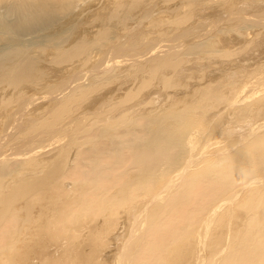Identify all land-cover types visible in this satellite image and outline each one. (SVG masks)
<instances>
[{
	"label": "rangeland",
	"instance_id": "obj_1",
	"mask_svg": "<svg viewBox=\"0 0 264 264\" xmlns=\"http://www.w3.org/2000/svg\"><path fill=\"white\" fill-rule=\"evenodd\" d=\"M46 6L40 9L32 6L34 12L45 14L40 21L42 26L33 33L16 31L12 25L8 28L16 31L13 36L0 30V170L4 171H0V187L6 189L16 184L20 177L17 174L30 167L31 158L48 160L63 152L68 166L61 169L60 165V178L52 187L58 184V190L64 192L61 188L67 185L71 195L68 198L64 193L61 204L70 202L79 209L73 211L75 220L71 224L81 229V238L88 232L103 241L119 220L120 226L126 221L122 211L118 215L114 209L133 193L134 184L145 178L153 168L152 163H161L157 165V172L170 163L177 169L182 167L179 164L183 158H188L191 148L186 152L188 155L169 148L168 155L165 156V152L160 157L156 152L157 144L152 143L159 141L163 128L174 132L176 123L172 116L177 117L176 112L197 105L189 115L202 117L197 118L196 124L212 130H208V139L195 143L190 154L200 163L192 160L191 163H197L186 169L187 173L175 172L174 178L179 179L180 185L192 175L193 168H197L196 171L200 168L202 174H211L212 169L216 170L230 158L233 148H224L227 144L251 141L254 128L264 122V97H261L264 92L251 94V97L246 91L240 97L241 102L232 101L234 92H229L233 86L245 82L249 72L264 71V0H55L47 2ZM4 10L7 9L1 11ZM162 76L170 82L163 81ZM206 85H210L206 100L198 102L200 94L194 91ZM57 102L64 103V108L70 107L69 110L63 108L66 112L58 127H65L58 137L54 135L55 127L40 126L43 119L60 109L53 105ZM251 102L258 106H251ZM245 104L249 107H245L246 115L237 107ZM10 111L16 112L11 117L21 115L16 123L13 118L6 122V118L1 119L8 112L10 117ZM168 113L173 115L170 117ZM13 123L16 127H12ZM63 135L65 138L61 137ZM54 136L62 138L59 144H51ZM11 139L13 142L8 144ZM207 141L210 145L205 150L203 142L206 146ZM82 157L95 162L91 166L87 160L83 163L81 183L71 187L67 184L72 180L70 172L79 169ZM3 160L7 166H1ZM51 166L52 161L46 169ZM95 173L100 180L91 177ZM184 175L182 181L180 178ZM235 178L228 182L233 194L241 191L231 201L236 213L233 214L238 216L244 213L237 209V203L249 188L245 185L242 190L245 183L240 181L243 180L241 174ZM60 179L69 180L59 184ZM199 181L202 184L198 185L197 181L196 185L200 195L195 188L191 187L187 193L179 188L164 197L166 202L160 200L158 204L166 216L169 214L166 222L176 232L184 231L194 221L201 225L211 212L198 211L196 201L206 203L205 196L211 189V185L205 186L210 180ZM70 197L76 199L71 201ZM42 198L44 201L35 203L31 211L24 203L16 201L11 210L13 220L7 218L0 222V246L11 244L7 239L12 229L29 227L26 230L29 233L37 221H43L46 192L42 193ZM153 203L152 206L157 205ZM223 207L230 205L227 202ZM223 207L219 215L225 213ZM194 213L198 219L193 218ZM242 214L240 220H243ZM47 221H54L51 224H58L60 228L66 218L60 215ZM76 223H83L82 228ZM210 225L212 232L213 223ZM120 226L110 236L109 246L100 244L101 251L96 258L102 264L109 263L114 248L119 247L114 237L121 232ZM97 227L99 230L95 233L93 228ZM58 228H52L51 233L61 235ZM28 239L27 236L15 243L16 249L10 255L5 252L10 258L5 261L19 264L22 244ZM66 241L63 237L56 245ZM84 249L88 252L89 246ZM150 250L153 249L144 251ZM160 250L161 247L150 252L157 255ZM52 251L42 257L40 264H52ZM60 256L59 252L57 259ZM141 257L142 253L137 252L134 260Z\"/></svg>",
	"mask_w": 264,
	"mask_h": 264
},
{
	"label": "bare ground",
	"instance_id": "obj_2",
	"mask_svg": "<svg viewBox=\"0 0 264 264\" xmlns=\"http://www.w3.org/2000/svg\"><path fill=\"white\" fill-rule=\"evenodd\" d=\"M53 1L55 0H0V30L2 31V33H7L6 35L11 36L15 35L16 31H30V33H33V31H35L39 27V25L42 26L40 24V21L43 20L42 18L45 14H42L41 12H34V8L32 6L40 9L43 7H47V2ZM21 4L28 5L22 6ZM2 9L7 10L1 11ZM1 24H3L4 27ZM11 25L15 26L16 31H13L11 27L8 28V26ZM161 58L162 57H160L159 59ZM249 73L250 74L247 75V80L245 82L233 86L229 89L230 91L228 90L229 92H234L232 101H236L238 99L240 101V97H242L244 93H247L246 91H248V93L250 95L252 94L253 96L260 95L264 92V71H252ZM161 79L166 83L170 82L169 79L163 76ZM201 87L194 91L200 94L197 98L198 102L206 100L208 88L210 87V85H206L207 88L203 86ZM168 88L170 89L171 86H168ZM68 100L69 99H67V101ZM249 101L251 100L249 99ZM259 101L260 100H258V102ZM6 102L4 103V105L6 104ZM61 102L54 103L53 105H58L60 109L54 110L50 117L43 119L40 123V126L48 127L49 129L55 127L56 131L54 132V135L56 134L57 137L58 133L63 131L65 127H58L59 123H62L60 122V119L63 113L66 112V110L63 111L64 107L62 105L64 103ZM247 104L249 105L248 101ZM253 104L255 103H252L251 106ZM172 106L173 105L171 104V107ZM196 106L197 105H192L189 108L187 107L188 109H184L186 108L184 107V110L182 109L179 112H176L177 117H175V115L172 116L176 123V129L174 130V132L172 130H169L172 131L171 133H169L167 132V130H165V128H163L164 132L159 133V141L155 140L152 142L157 144L156 152H158L157 154L160 157H162L166 150H168L169 148H173L175 152L179 154L182 153L183 155H186L187 150L191 148L190 153L188 152L189 155L187 154L188 158H183L182 164H179L182 167L180 169H177L175 168L176 165H173L172 167L170 163V165L167 164L168 167H162L157 172V165L161 163H150L151 165H153V168L148 172L144 179L142 178L143 180L134 184L132 188L133 193L129 195L122 204L119 205L120 207L117 206L120 210L117 207H115L114 209L115 213L118 211V215H120L122 211V214H124V216L126 217V221H124L120 226L119 220L117 222L118 224L115 225L113 232H111L109 236L105 237L103 241H100V239H97L95 236L90 235L88 232L85 233L81 238V229H77L75 227V223L71 224V221L75 220L73 211L76 207H73L71 205L73 203L70 202L61 204V198L64 193L68 195V198L71 195V193L67 192V185L64 188H61L64 192L58 190V184L55 187H52L56 183L57 179L60 178L58 171L60 165L62 164L61 169L63 168V166L65 168L68 166V164L64 161L65 154L63 152H58L48 160L45 159L36 161V159L31 158L29 161L31 162L30 167L23 170L21 174H17L20 175V177L17 179L18 181L16 184H13L12 186L8 185L6 189L4 186L0 187V222L7 218H9V221L13 220L11 210L13 209L16 201L24 203L25 207L29 211H31V208L33 205H35V203H37L39 200L44 201L42 198V193L46 192L47 204L44 208H42V210H45L44 213H42L44 216L41 220L43 221H37L36 224L30 229L29 233L26 232L29 227H27L26 230H22L21 228L12 229L9 238L7 239V241H9L11 244H4L0 246V264H12L10 262H6L5 260L7 258L10 259L8 257L11 254L10 252L16 249L15 243L19 242L24 237L26 238L27 236L30 239H28L27 243L22 244V255L19 264H40L42 257L48 255V252L51 250H53L52 255L54 257V259L52 260V264H102L100 260L96 258V255L101 251L100 244L103 247L109 246L112 243L109 238L114 233V231L117 230L118 226H120L119 230L121 229V232L117 233L114 238L117 239L116 241L119 247L114 248L115 253L112 256V260L107 264H145V262L149 260L151 261L150 264H264V122H261V124H258L257 126L255 125L256 128H254L255 131L253 133V138L251 139V141L247 143L242 142V144L239 145L233 144V146L227 144L224 147L227 149H229L230 147L233 148L232 153L230 154V158H226L227 162H225L223 165H218L217 168H215L216 170L212 169L211 174H209L210 172H204L205 174L200 173L199 166L201 165L198 166L199 170L197 171V168H193V170L190 169L193 172L192 175L190 176L189 174L190 177L185 181H183L185 175L183 176V178H180L183 181V184L180 185L179 179L174 178L175 172L182 171V173H187L185 172L186 169L189 170V167H191L192 164L194 165L199 162L197 159L194 158V160L192 156H190V154L194 151L193 146L195 145V143L199 144L201 143V141H205L206 139H208L207 133H209V131H212L210 128L203 129L204 126L196 124V121L198 119H201L202 117L198 116L196 118H193L189 115L190 112H193ZM237 107L241 108L245 112V115L247 114V109H249V107L246 104L244 105V107ZM245 107L248 108L246 109ZM182 111L183 113H181ZM180 113L182 114L181 116H179ZM13 114H16V112H12L9 117L8 112L1 119L6 118V122L9 121V118H13V122L16 123V120L21 117V115H17V118L14 116V118L11 117V115ZM169 114L170 113H168V115ZM171 115L173 114H170V117ZM185 118H187V120ZM186 122H188V125ZM5 124L6 123H4V128ZM12 127H16V125ZM78 134L79 133H77V135ZM84 134L86 133L83 132V135ZM12 137L10 136V138ZM57 137H53L51 142L52 145H56L61 142L62 138ZM61 137L65 138L64 135ZM13 140L11 139L8 144L13 142ZM244 140H246V138ZM208 142L209 141L206 142V146L205 142H203L205 150L210 145ZM92 144L97 145V143ZM201 151L203 152L204 150H202L201 148ZM167 153H169V151L166 152V155H164L167 156ZM86 160L88 161L90 166L93 164V162H95L90 159H83V157L80 158L79 169L70 172L72 177L70 179L72 180L67 182L69 186L73 187L76 183H81L80 174L82 169L80 168H82L81 166ZM149 160L150 158L148 157L147 161ZM192 160H197V162L191 163L190 161ZM3 161L4 163L1 166H7V162H5V160ZM51 161L53 167L51 166L50 168L46 169V166L51 163ZM204 162H206V160ZM203 166H205V164ZM0 171H3V169ZM75 174L76 176H74ZM240 174L243 178V180L240 181H243L242 183H245L244 185H242V190L245 185L246 188H249L248 192L244 194L243 198L239 202L237 201V209L243 210L244 213H241L243 220H240L241 214L238 216L233 214L235 208H233L232 206V204L234 203H231V201L235 199L236 196L240 195L241 191L237 190L238 192L235 191V193L233 194L231 191V184L229 185L228 182L229 180H233ZM178 176H176V178ZM91 177H93V179L95 180H100L96 173ZM199 179L210 180L211 183H207L205 184V186L211 185V189L205 196L207 198L206 203L196 201L198 211L211 210V212L208 213L207 219H205L201 225H198L199 221H194V223L189 224V226H187L184 231H182L181 229L179 232H176L175 229L170 224H167L168 222H166L165 217H167L169 214L166 216L162 207L158 204L159 202H161L160 200L166 202L164 197L167 196L172 190L179 188H181L182 192L184 191L185 193H187L192 187L195 188L197 194L200 195L201 192L196 185L197 181L198 185L202 184ZM68 180L69 179H60L58 180V182L59 184H62ZM237 188L235 187V189ZM158 193L161 194L160 197ZM9 195H12V197H9ZM70 198L72 199L71 201H73L74 198L76 199V197ZM153 202H157V205L152 206V204H154ZM227 202L231 208L223 207ZM222 207L224 208L225 213L223 212L221 216L219 215V213L223 211L221 209ZM60 215L66 218V221H64L63 226L60 228H58V224H51V222L54 221H47L49 219L58 218V216ZM193 218L198 219L199 216L194 213ZM211 222L214 226L212 228V232L210 231L212 227L210 225ZM76 224H78L79 227L82 228L83 223ZM171 224L173 223L171 222ZM209 225L211 227H209ZM111 226L113 227V225ZM56 227L61 234L59 236L56 235V233H51V229ZM93 230L96 233L99 228H93ZM14 231H16L17 233H15ZM63 237L67 241L64 244L56 245V243L60 241V239H63ZM239 244L241 245V247L238 249L237 245ZM85 246H89L88 252L84 249ZM158 246L161 247V250L157 255H152L150 251L155 250V248H157L158 250L160 248ZM150 248H152L153 250L144 251ZM137 249H140L142 251H136ZM5 252H7V254L9 253L7 257L6 255H4ZM59 252L61 256L57 259V255ZM110 252L111 251H109L108 253ZM137 252H141L142 257L134 260ZM246 255L248 257H246Z\"/></svg>",
	"mask_w": 264,
	"mask_h": 264
}]
</instances>
